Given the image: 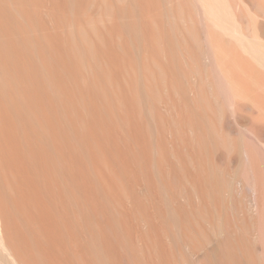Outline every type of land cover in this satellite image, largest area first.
I'll use <instances>...</instances> for the list:
<instances>
[{"label": "bare ground", "instance_id": "6f19581e", "mask_svg": "<svg viewBox=\"0 0 264 264\" xmlns=\"http://www.w3.org/2000/svg\"><path fill=\"white\" fill-rule=\"evenodd\" d=\"M233 2L0 0V264H264V0Z\"/></svg>", "mask_w": 264, "mask_h": 264}, {"label": "rangeland", "instance_id": "374dc122", "mask_svg": "<svg viewBox=\"0 0 264 264\" xmlns=\"http://www.w3.org/2000/svg\"><path fill=\"white\" fill-rule=\"evenodd\" d=\"M234 2V4H236L237 2H239V0H233ZM233 4V5H234ZM241 8L246 12V13H249V10H248V8L244 5V4H241Z\"/></svg>", "mask_w": 264, "mask_h": 264}]
</instances>
